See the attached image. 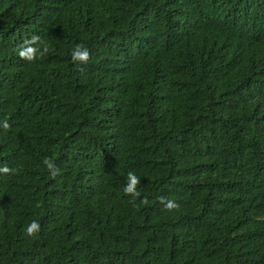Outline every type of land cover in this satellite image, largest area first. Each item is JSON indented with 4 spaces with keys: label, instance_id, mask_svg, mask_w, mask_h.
<instances>
[{
    "label": "trees",
    "instance_id": "1",
    "mask_svg": "<svg viewBox=\"0 0 264 264\" xmlns=\"http://www.w3.org/2000/svg\"><path fill=\"white\" fill-rule=\"evenodd\" d=\"M0 264H264V0H0Z\"/></svg>",
    "mask_w": 264,
    "mask_h": 264
},
{
    "label": "clouds",
    "instance_id": "2",
    "mask_svg": "<svg viewBox=\"0 0 264 264\" xmlns=\"http://www.w3.org/2000/svg\"><path fill=\"white\" fill-rule=\"evenodd\" d=\"M32 51H33V49H31V48H27V49L22 50V51L20 52V55H21V56L28 55L29 58H31L30 54L32 53ZM72 57H73V59H75V60L83 61V60H85L86 57H87V50L81 48L80 46H77L76 50L73 51V53H72ZM6 126H7V125L5 124V127H6ZM128 177H129V182H128L127 185H125V187H124V191H125V192H128V193H133V194H135V193H134V185H135L136 182H137L136 177L134 176V174H133L131 171H129V173H128ZM166 207H174V204H173L171 201H169L168 204L166 205ZM37 229H38V224H37V222H36L35 220H33V221H31V222L27 225V227H26V232H27L28 234H31V233H33L34 231H36Z\"/></svg>",
    "mask_w": 264,
    "mask_h": 264
}]
</instances>
